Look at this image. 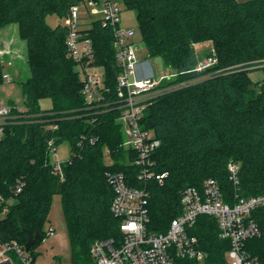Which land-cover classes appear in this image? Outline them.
Segmentation results:
<instances>
[{"label":"trees","instance_id":"1","mask_svg":"<svg viewBox=\"0 0 264 264\" xmlns=\"http://www.w3.org/2000/svg\"><path fill=\"white\" fill-rule=\"evenodd\" d=\"M86 1L91 0H0V25L18 23L27 43L30 76L21 85L29 107L25 114L31 116L7 126L0 143V194L8 198L17 178L26 180L16 204L0 221V232L23 245L27 232H38L42 239L47 235L42 226L59 182L50 166L48 142L68 141L72 158L64 165L63 206L73 264H90L93 243L119 235V223L110 211L114 192L105 172L136 175L125 165L135 155L123 146L118 106H103L116 101L121 72L112 29L82 19L83 31L93 41V62L105 68V86L111 91L94 110L85 107L81 68L67 55L66 20L72 6ZM122 1L136 12L150 57L160 56L166 70L177 74L167 79L175 86L153 100L142 120L161 142L153 155L155 174H166L161 182L156 176L147 182L134 180L135 186L149 192L150 230L165 232L181 213L182 192L188 187L202 189L208 178L216 179L229 196L234 194L227 171L231 160L242 163L240 195L264 194V0ZM53 16L65 23L50 25L48 18ZM205 42L212 44L206 61L213 62L201 73L187 74L195 63V46ZM254 71L262 72L261 81L252 79ZM42 98L52 100L50 109H41ZM52 124L57 125L55 130L49 129ZM104 147L114 161L111 167L105 163ZM252 215L261 236L246 247L264 264V207ZM192 233L208 255L204 264H230L226 257L230 243L220 239L214 218L199 217Z\"/></svg>","mask_w":264,"mask_h":264},{"label":"built area","instance_id":"2","mask_svg":"<svg viewBox=\"0 0 264 264\" xmlns=\"http://www.w3.org/2000/svg\"><path fill=\"white\" fill-rule=\"evenodd\" d=\"M84 7L90 9L94 20L113 31L115 60L121 70L117 78L116 101L113 104L105 103L106 95L111 91L105 86L106 78L100 72L101 67L93 62V41L83 31ZM66 25L68 57L84 70L87 67L94 69L91 74L85 72L86 77L83 78L86 109L94 110L101 102L105 103L104 107L114 108L117 104V121L131 137L128 143L123 142V146L135 155L134 160L125 163L136 170L134 177L112 169L105 172L114 192L110 211L119 223V235L95 241L90 248V264H204L208 255L192 233L201 216L214 218L220 239L230 243V249L226 253L230 264H260L247 251L246 245L248 241L261 236V229L252 213L264 207V194L250 198L240 195L242 163L238 161L231 160L227 165L234 194L229 196L216 179L208 178L202 189L188 187L182 192L181 213L172 219L165 232L150 230L149 192L146 187L135 186L134 180L147 182L155 179L153 155L160 148L161 142L152 130L144 128L142 120L153 100L171 88L159 91L163 87L157 77L159 72L150 62L151 59H141L142 53H146L148 57L150 55L146 52L145 44L136 40V31L122 28L121 9L115 0H91L72 6ZM211 62L212 59L205 61L201 68H207ZM2 77L4 83L14 82L4 67ZM161 78L169 79L164 75ZM25 111L0 98V143L5 137L7 126L20 123L23 117H31ZM56 128V124L49 126V129ZM91 141L95 142L96 139L92 138ZM48 154L54 174L59 176V181L65 180L64 165L71 162V151L68 160H60L59 145L56 139H51L48 142ZM108 154L107 150L105 156ZM113 164V160L106 163L109 167ZM165 176L166 174H162L156 178L161 182ZM25 187L26 180L22 176L11 187L8 198L0 194V217L9 214L8 203L16 200ZM53 233L54 230L49 228L48 235ZM30 251L10 234L0 232V264H15L11 257L13 252L19 255L23 264H33L35 258Z\"/></svg>","mask_w":264,"mask_h":264},{"label":"rangeland","instance_id":"3","mask_svg":"<svg viewBox=\"0 0 264 264\" xmlns=\"http://www.w3.org/2000/svg\"><path fill=\"white\" fill-rule=\"evenodd\" d=\"M116 4L121 9V26L123 29H134L136 31V40L141 43V31L138 25L136 12L127 9L122 0H115ZM84 5V4H83ZM82 16L87 18V21H93L94 15L91 14L90 9L84 7ZM97 19V18H96ZM59 21L65 23L64 19H60L57 16L49 17L48 23L55 26ZM144 44V43H143ZM141 46V45H139ZM212 49L210 42L200 43L195 46V58L193 67H188L187 74H197L203 71L200 67L207 59L209 51ZM147 52V51H146ZM0 57L2 60V67L8 70L14 79L12 83H2L0 85V98L4 101H11L14 106H18L22 109H29L27 105V98L23 93L21 83L27 82L30 76V62L29 52L26 41L20 35V27L16 22H8L0 25ZM141 59H151L152 65H155L158 73V80L160 84L164 83L163 87H160L159 91L171 88L175 86V83H170L167 79H162L164 75L166 78L175 79L176 72L167 71L163 59L159 57H148L146 53L141 54ZM105 68L102 66L100 69L101 74L105 73ZM91 74L94 69L87 67L85 70L80 69V75L82 78L86 77V73ZM99 72V70H98ZM252 79L259 82L263 78V74L260 71H254L250 74ZM161 78V80H160ZM39 105L42 110L50 109L53 102L49 98H42L39 101ZM29 133L30 130H29ZM122 135L124 142L128 143L131 140L126 129H122ZM108 148L104 147V153H107ZM70 156V145L68 141L63 142L59 146V158L62 161H66ZM105 163H111L110 155L105 156ZM64 182H58L57 193L51 198V206L48 217L42 226V231L47 235L31 249L30 254L35 257L33 264H73L72 245L70 241V234L68 230V224L65 219L64 206H63V187ZM16 200L8 203L9 208L16 204ZM8 215L0 217V221L7 218ZM49 228L54 230L53 234L48 235ZM5 233V232H4ZM35 255V256H34ZM11 257L15 264H23L21 258L15 252L11 253ZM227 257V256H226ZM228 259V257H227Z\"/></svg>","mask_w":264,"mask_h":264},{"label":"water","instance_id":"4","mask_svg":"<svg viewBox=\"0 0 264 264\" xmlns=\"http://www.w3.org/2000/svg\"><path fill=\"white\" fill-rule=\"evenodd\" d=\"M41 239V235L38 232L34 234L27 232V243L25 244L26 250L30 251L37 242L41 241Z\"/></svg>","mask_w":264,"mask_h":264},{"label":"crops","instance_id":"5","mask_svg":"<svg viewBox=\"0 0 264 264\" xmlns=\"http://www.w3.org/2000/svg\"><path fill=\"white\" fill-rule=\"evenodd\" d=\"M29 130L31 133H29ZM29 130L27 131V141H28V144L31 145L33 142V131H32V129H29Z\"/></svg>","mask_w":264,"mask_h":264},{"label":"bare ground","instance_id":"6","mask_svg":"<svg viewBox=\"0 0 264 264\" xmlns=\"http://www.w3.org/2000/svg\"><path fill=\"white\" fill-rule=\"evenodd\" d=\"M35 256V255H34Z\"/></svg>","mask_w":264,"mask_h":264}]
</instances>
